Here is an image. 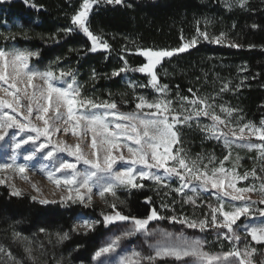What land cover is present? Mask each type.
Listing matches in <instances>:
<instances>
[{"label": "snow or ice", "instance_id": "1", "mask_svg": "<svg viewBox=\"0 0 264 264\" xmlns=\"http://www.w3.org/2000/svg\"><path fill=\"white\" fill-rule=\"evenodd\" d=\"M0 2H5V0H0ZM25 3H29V0H25ZM102 3L121 5L124 0H82L80 8L71 17L72 26L63 29L65 35L77 30L82 32L91 41L90 51L92 52L98 49L107 50L110 47L102 37L95 35L89 26L90 13L94 6ZM225 3L231 9L232 4L229 0H225ZM247 4L248 0H237V6L242 9L246 8ZM30 6L37 7L34 3ZM253 27L257 26L253 25ZM197 34L206 40L209 39L207 32H201L199 27H197ZM223 38L224 34L221 33L220 37L214 38L211 42L221 43ZM197 42V38L194 37L177 49H137V53L147 62L132 70L147 74L150 77L148 84L159 95L153 101H149L144 96H138L135 106L137 111L129 113L119 112L114 101L97 103L93 99L83 97L71 71L62 70L57 75L52 70L41 72L31 69L29 61L32 57L38 56V52L0 50V141L5 139L11 128H17L21 132L27 130L35 135L29 134L26 139L21 138L16 141L13 145L14 152L29 142L35 144L40 137H44L46 142L40 143L35 151L24 157L25 160L31 161L36 152L49 145L52 146V150L47 152L44 159L52 160L57 153H67L75 158V163L64 160L55 169V172L69 173L63 179L56 178L54 172H47V179L51 183L57 187L63 185L68 190L67 196H61V204L67 201L84 203L85 199L91 203L93 187L98 185L99 177L102 175L108 177L107 182L99 185L98 195L102 199L106 198V194L115 197L119 187L129 189L143 187L137 182L138 180H153L161 184L164 177L173 176L178 177L182 182L181 187L175 189L178 193L188 188L193 181H196L203 191H208L209 188L216 190L217 205H209L210 220L208 215L200 220L176 216L167 219L170 222L184 224L188 228H198L202 232L209 227L226 230V232H218V237L232 243L229 251L213 254L205 250L207 241L200 238H189L183 233L175 234L165 230L149 231L148 225L151 221L165 219L156 209L153 208L146 218H137L122 214L117 209V205L113 203L109 205L112 213L103 216L104 226L128 221L131 227L121 232L120 235L114 236L94 253L93 260L97 261V264H105L103 257L116 253L123 240L138 233L145 237L158 235L160 238L155 243H148L149 254L133 250L130 254L121 257L120 264H158L159 261L169 260L176 261L178 264H254L253 257L257 249L248 243H245L243 249L238 246L241 237L238 234L237 222L242 217L252 219L257 213L259 217L264 218V208L254 209L252 205L257 202L252 201L249 195L258 192L261 196L259 203L264 204V178L257 175L255 168L250 173L245 172L241 175L235 164L232 168H226L224 162L230 159L233 145L249 151L256 150L258 158L264 161V119L260 121L259 126L252 122L242 125L233 124L232 117L237 109L221 105L220 112L224 114L222 117L217 114L208 97L201 98L195 94L192 99L181 97L184 103L178 111L173 107V101L167 99L168 86L161 85L156 72L157 67L162 65L165 58L185 52L194 47ZM229 46L240 47L236 44ZM128 70L127 62H125V67L120 68L118 72L114 71L112 75L117 76L120 72ZM66 77H70L71 80H65ZM58 80H64L66 86H57L54 81ZM36 81L42 83L37 84ZM130 86L134 87V85ZM140 86L144 87V85ZM227 88L228 85L225 84L221 91ZM144 109L150 111L144 112ZM182 112L188 114L182 115ZM202 116L211 121L210 124L197 125L205 133L206 138L222 141L224 147L229 150L228 155L219 162V167L214 166V156L209 158L208 164H203L202 157L193 160L182 147H177L180 144L178 126L185 124L191 126L194 119L198 120ZM33 117L40 123H33ZM60 124L64 127L61 128ZM69 129L77 138V143L69 144L59 138L55 143L53 142L54 135L58 137L61 132L67 133ZM89 136L90 144L87 139ZM253 138L260 143H254ZM85 147L90 148V153H85ZM124 149L127 150V156L124 155ZM238 161L239 157H237ZM119 162H126L131 166L118 171L116 165ZM78 163L87 166L84 171L77 169ZM137 165L142 168L137 169ZM151 169H162L164 176L152 172ZM9 170L27 180L25 175L27 168L23 164L16 163L15 155L11 163L0 164V172ZM261 170L264 171V169ZM249 176L261 180L259 189L254 185L237 186L240 182L248 180ZM5 182L4 179H0V184ZM32 187L38 191L36 185ZM196 190L194 186L192 191ZM11 195L20 196L22 193L12 185ZM36 199L33 197V200ZM226 201L241 203L231 204ZM185 202L195 204L192 197H188ZM39 203L46 205L55 203V201L41 199ZM97 223L99 221L86 220L74 226L72 231H77L79 228H83L86 232L92 231ZM244 230L247 236L251 237L252 242L256 245H264V223L246 225ZM15 235L19 236V233ZM58 237L60 241L67 240L69 233L58 234ZM0 251L4 249L0 248ZM26 251L31 253V249Z\"/></svg>", "mask_w": 264, "mask_h": 264}, {"label": "trees", "instance_id": "2", "mask_svg": "<svg viewBox=\"0 0 264 264\" xmlns=\"http://www.w3.org/2000/svg\"><path fill=\"white\" fill-rule=\"evenodd\" d=\"M32 3L37 7H31ZM79 6L80 0H29L27 4L25 0L1 2L0 21L18 19L24 27L16 29L20 37H11L0 44L12 41L36 49L39 55L33 62L37 66L65 59L79 70L78 80L83 87L93 86L101 98H106L126 90L121 83L123 72L112 75L113 71L118 72L125 67V62L133 77L146 80L145 75L132 70L145 63V59L137 54L138 48L177 49L183 40L195 36L197 27L200 30L206 27L211 34L224 33L244 48L200 43L164 59L156 69L160 83L168 86L173 98L192 99L193 94L201 97L220 92L219 87L222 89L227 82L242 81L240 87L230 83L231 86L228 85L222 95L245 117L258 121L263 116L264 51L258 48L264 45V30L261 32L253 25L263 27L264 16L240 9L225 10L220 7L219 0H124L121 5L102 4L90 15L89 26L110 47L92 52L91 41L82 32L77 30L65 35L63 31L71 26V17ZM116 104L119 112L137 111L131 102L118 101ZM200 119L210 121L203 116ZM177 130L182 145L188 143L192 153L206 149L219 155L218 144L192 131L187 124L178 126ZM144 185L140 189L121 192L117 209L124 215L137 218H146L153 208L162 216H168L165 208L173 204L177 195L164 193V188L157 184L145 181ZM174 206L176 213L183 212L178 210L181 206L184 211L187 210L184 214H191L190 206L184 200L174 203ZM111 213L112 210L99 206L85 207L61 202L43 205L27 196H11L6 188H0V229L5 220L11 218L22 223L26 234L39 229L69 233L64 246L74 250L75 262L90 261L93 252L112 228V225L105 227L103 224V216ZM79 214L92 217L99 223L92 231L76 233L72 231V222ZM169 262L159 261L158 264Z\"/></svg>", "mask_w": 264, "mask_h": 264}, {"label": "rangeland", "instance_id": "3", "mask_svg": "<svg viewBox=\"0 0 264 264\" xmlns=\"http://www.w3.org/2000/svg\"><path fill=\"white\" fill-rule=\"evenodd\" d=\"M6 1V0H5ZM229 2L232 4L231 9H229L226 6L225 0H219V5L225 10H232V9H240L244 10L248 13H252L254 15L260 14V16H264V0H248V4L246 8H240L237 6V0H229ZM1 3V2H0ZM82 3V0H80V5ZM103 4V3H102ZM100 4L99 6H94V9L100 8L102 6ZM80 8V6H79ZM78 8V9H79ZM93 9V10H94ZM93 12V11H92ZM90 13V15L92 14ZM34 21L36 19H33ZM72 26V25H71ZM70 26V27H71ZM24 27L18 19H14L12 22H7L6 20L2 19L0 21V42L1 41H9L11 37H20L21 34L17 32L16 29H20ZM258 30L261 29V32L264 30L263 27H256ZM201 32H207L209 39H204L203 36H198L197 32L195 34V38H197L198 42L196 45L200 43H211L213 45H219V46H225V47H231L230 44H235L231 39H229L224 33L223 42L221 43H214L211 42L214 38L220 37L221 34L213 35L209 32V30L205 27L203 30H200ZM193 37V38H194ZM193 38L186 39L182 41V44L185 42L191 41ZM180 45V47L182 46ZM195 45V46H196ZM237 45V44H236ZM192 48V47H191ZM233 48H244V47H233ZM247 49H250V47H246ZM190 49V48H189ZM260 51H264V45L260 46L258 48ZM0 50L6 51V52H12L14 50H27L32 52H38L36 49L30 48L28 45H18L15 42H8L6 45L0 44ZM138 54V53H137ZM179 54V53H177ZM139 55V54H138ZM176 55V54H175ZM141 56V55H140ZM143 57V56H142ZM38 56H34L29 61V67L33 70L38 71H46V70H52L57 75H59L60 71H71L76 79L77 84L79 85L81 89V94L85 98H90L95 100L97 103H102L104 101H114L116 102H123V103H133L134 106H136L137 97L138 96H144L149 101H153L158 98V93L153 89L149 84L148 81L150 77L147 74L141 73L142 75L146 76L145 81H141L135 77H133L132 72L126 71L123 72L121 83L123 87L126 89L122 93H118L117 95H108L106 98H101L94 90L93 86L88 88L87 85L81 84V82L78 80L79 70L75 69L73 64H69L65 61V59H55L54 61H50L47 63H44L42 66H37L35 62H33L35 59H37ZM144 58V57H143ZM145 59V58H144ZM166 59V58H165ZM145 59V63H146ZM115 63V61H114ZM241 69V67H239ZM114 72V71H113ZM112 72V73H113ZM138 72V71H137ZM140 73V72H138ZM65 80L70 81V77H66ZM35 83L40 84L41 81H36ZM54 83L57 84V86H66L64 80H58L54 81ZM231 85L235 87H240L242 85V81L239 82H230ZM229 82H227V85H230ZM130 85H134L130 86ZM140 85H144V87H141ZM162 85V84H161ZM230 85V86H231ZM264 88V86H263ZM121 91V90H120ZM220 92L206 94L201 96V98L208 97L209 102L214 105L215 111L217 114L224 116L223 113L220 112V106L223 105L225 107H230L233 109H237V112L233 114L232 122L233 124L239 123V124H246L249 122H252L256 124L257 126L260 125V121L264 119V104H262V117L258 121L251 120L247 117H245L243 114L240 113L238 108H235L231 103L226 101V98L222 95L221 88L219 87ZM167 99L173 101V107L176 108L178 111L181 110V104L184 103L179 98H173L171 94L167 93ZM26 103V101H25ZM95 111V110H93ZM102 111V110H101ZM144 112L150 111L149 109H144ZM187 112H182V115H187ZM33 123L39 124V121H36L33 117ZM190 129L192 131L199 132L204 138L208 141H214L216 144L219 145L220 151L219 155L214 154L210 150L202 149L199 153H192L190 150V146L188 143L185 142L184 146L182 145L181 141L180 144L177 145V147H182L187 155L193 159L196 160L198 157L203 158V164H208L209 158L215 157V167H219V162L224 159L226 155H228L229 150L224 147V144L222 141H217L215 139L206 138L205 133L200 130V127L197 125H206L210 124L211 121L208 120H201L200 118L194 119L191 122ZM60 127L63 128L64 125L60 124ZM227 131V129H225ZM35 135V133H29L27 130L24 132L19 131L17 128H11L8 130V135L5 136V139L0 141V164L3 163H11L12 158L15 155V161L17 164H23L27 168V172L25 175L27 176V180L20 178V176L17 173H14L13 171L9 170L6 172H0V179H4L6 182L3 184H0V188L4 187L7 189L8 193L11 195L12 192V185L15 186L16 189L20 190L22 195L20 196H14V197H29L32 201H35L39 203V200L46 199L48 201H55L60 202L61 196H67L68 190L65 188V186L61 185L60 187L55 186L53 183H51L47 179V172L51 171L54 172L56 178L63 179L65 176H67L68 172H55V169L59 167V163L61 161L67 160L70 163H75V158L72 156H69L67 153H57L56 156L52 160H46L44 157L47 155V152L52 150V146L49 145L45 149H41L39 152H36L35 157L31 160H25L24 157L28 155L30 152L35 151L36 148L39 147L40 143H45V138L40 137V139L35 143L29 142L28 144L22 145V147L18 150H13V145L21 138H27V136ZM180 137V136H179ZM57 138L65 140L69 144H75L77 143V138L74 137L71 133V129L67 133L61 132L59 136H53L52 140L55 143ZM88 143L90 144V136L87 138ZM254 143H260V141H256L255 138H253ZM124 155L127 156V150L124 149ZM85 153H90V148L85 147ZM237 157H239V161L237 162ZM199 163V161H198ZM234 164L237 166V171L243 175L245 172H251L252 169L255 168L257 175L264 178V171L261 169H264V161L260 160L258 158V152L256 150L249 151L246 148H240L236 145L232 146L231 149V156L228 161L224 162V166L226 168H232ZM131 166L127 164L126 162H119L116 165V170H123L124 167ZM87 166L83 163L77 164V169L79 171H84ZM137 169L142 168V166L137 165ZM202 167V165H201ZM212 167V165H210ZM152 172L158 173L161 176H164L163 170H157V169H151ZM108 177L106 176H100L98 180V185L93 187L92 191V199L91 203L85 199L84 203H81L79 201L73 203L72 201H67L66 203L70 204H79L83 205L85 207H91V206H99L104 210H112L109 205L115 203L117 206L120 205L119 200V194L123 191H130L133 189H129L126 187H119L116 190V196L113 197L110 194H106V198L102 199L98 192L100 191L99 185L104 184L107 182ZM147 181L151 184H157L153 180H138L137 182L142 184L143 187L144 182ZM182 182L179 180L178 177H164L163 182L161 184H157L158 186L164 188V193H175L177 195L176 200H173V204L167 206L165 208L168 216H162L165 217V219L158 220V221H151L148 225L149 231L155 229V230H165L167 232L179 234L183 233L185 236L189 238H200L202 240L207 241L205 245V250L213 253V254H219L222 252H227L232 247V243H230L228 240L223 239L222 237H218V232H226V230H217L212 229L209 227L206 231H200L198 228H188L184 224L180 223H174L170 222L168 217L176 216L178 218L180 217H188L190 220H200L204 219L206 215L209 214L210 208L209 205L216 206L217 205V199H216V190L209 188L208 191H203L199 188L196 181H193L191 184H189L188 188H184L182 192H177L175 189H178L181 187ZM32 185H36L37 190H34ZM254 185L257 189H259L261 185L260 179H254L253 177L249 176V179L246 181L240 182L237 186L238 187H246ZM196 187L197 190L194 192L192 191L193 187ZM140 187V188H143ZM136 188V189H140ZM250 199L252 201H256L257 203L252 205V207L255 208H264V204H260L259 200L261 199L260 194L257 193H251ZM13 196V195H11ZM33 197H36V200H33ZM188 197H192L195 200V204L191 202H185V204H188L190 206L191 214L186 215L184 214V208L180 206L178 210H181L183 212L176 213V208H174V203H180L182 200L186 201ZM182 199V200H181ZM226 203L231 204H240L241 202H229L226 201ZM45 205V204H43ZM208 219L210 220L211 217L208 215ZM96 221L92 217L85 216L83 214L77 215L72 222V229L74 226L81 224L83 221ZM261 223H264V218L259 217L258 213L256 217L249 219L246 217H242L240 221L237 222L238 227V234L241 237V241L238 242V246L243 249L245 243L250 244L251 246L255 247L257 249V252L255 256L253 257L254 264H264V245H256L254 242L251 241V237L247 236L245 232V226L246 225H260ZM112 228L107 233V235L101 240L98 248L93 252L91 259L89 262H75L73 258V251L72 249L65 248L64 244L66 240L60 241L58 234H63L66 232L58 231V230H33L26 234L22 230V223L17 220H12L11 218H8L5 220L3 228L0 229V248H3L4 251H0V264H97V261L93 260L94 253L102 246H104L106 243H108L114 236L120 235L121 232L125 231L129 227H131V223L128 221L125 222H117L116 224H111ZM236 227V226H234ZM76 233H85L86 231L83 228H79L77 231H74ZM15 233H19V236H16ZM160 237L153 236V237H145L143 234L138 233L137 235L130 237L128 239H125L121 242L118 250L116 253H113L109 256H105L102 258V260L105 262V264H120V259L122 256H125L127 254H130L133 250L136 251H142L145 254H149V248L148 243H155L157 239ZM31 249V253L29 254L26 250ZM10 253V255H9ZM170 262L167 264H178L176 261L169 260Z\"/></svg>", "mask_w": 264, "mask_h": 264}]
</instances>
